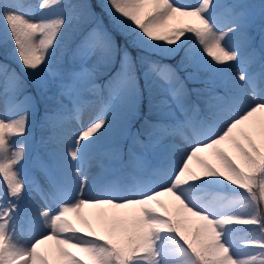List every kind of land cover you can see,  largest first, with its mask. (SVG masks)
Masks as SVG:
<instances>
[{
    "label": "snow or ice",
    "instance_id": "6c2138e0",
    "mask_svg": "<svg viewBox=\"0 0 264 264\" xmlns=\"http://www.w3.org/2000/svg\"><path fill=\"white\" fill-rule=\"evenodd\" d=\"M102 7L137 46L175 53L194 39L181 67L206 65L220 74L225 92L189 89L170 65L142 61L141 69L127 51L129 41L118 45L100 25L77 44L72 66L53 70L65 34L93 15L88 0H39L38 18L30 4L0 0L3 42L12 41L37 94L56 88L55 107L44 112L49 136L41 143L62 144L64 124L82 121L87 97L100 102L99 113L58 148L54 163L39 153L33 160L45 187L22 169L39 101L0 65V264H264V33L258 52L245 7L218 0H105ZM233 62L239 65L235 75ZM255 63L259 70L251 71ZM187 79L207 85L198 73ZM143 89L155 119H144L146 140L138 131L129 147L130 171L90 178L87 165L97 141L114 121L127 128L140 111ZM135 145L159 146L156 162ZM29 188L43 206L25 201ZM224 188L231 191L221 193ZM22 201L30 242L19 227Z\"/></svg>",
    "mask_w": 264,
    "mask_h": 264
},
{
    "label": "rangeland",
    "instance_id": "374dc122",
    "mask_svg": "<svg viewBox=\"0 0 264 264\" xmlns=\"http://www.w3.org/2000/svg\"><path fill=\"white\" fill-rule=\"evenodd\" d=\"M96 1L100 5L99 6L100 10H102L106 14H108V11L104 7H102V5L105 3V0H96ZM20 2L32 5L33 9L35 10L36 17L37 18L39 17V15L41 14L40 10L37 8L39 0H20ZM88 2L92 6L91 10H92L93 15L90 16L89 18H87V20H85L79 24H73L72 29H70L65 34V38L69 42V45L66 46L65 48L62 47V45H61L62 48H58L57 56L55 59H53V61L51 63V67L53 70H55L57 67H61V66L68 67V66H72L74 64L73 52H74L77 44H79L85 38V36L88 34V32H90L97 25H100L101 27L106 29L115 39L113 30L111 29L112 24L106 22L101 17L100 13L94 7L92 0H88ZM174 2L177 4L196 5L198 3V0H174ZM218 2L220 4L236 3V4L243 5L245 7V11L249 14V17L251 20V27L249 30L251 36L256 38L258 33H264V25L262 23H260L264 17V8H262V5H264V0L263 1L262 0H259V1H257V0H218ZM189 22H192V21H189ZM2 24H3V21H0V65H5L6 62H3L4 60L7 61L8 57H10L11 55L12 56L13 55L16 56V55L14 53L12 41L9 39V40H7V42H3V40H2ZM65 38H63V41H62V44H64V45L67 44L66 43L67 41ZM115 41H116V39H115ZM150 43H163V42H150ZM193 43H194V39H190L189 48L193 45ZM6 46H8V49H5ZM164 47L173 48L175 46L165 44ZM127 51L131 54V56L134 59V55L132 53V50H130V48H127ZM257 51L259 52V49H257ZM137 53H138V56L141 58L140 60L145 62V63L148 61L157 62L156 60H150L149 57H150L151 53L161 54L163 56H169V55L174 54V53L163 52V51H160L159 49H155V48H146L144 46H143V48H139ZM208 59H210V58H208ZM118 60H119V58L117 57V61L113 64V68L119 67ZM16 63L22 67L21 63H19L18 60L16 61ZM158 63L170 65L172 68L177 69L179 74H180V70L178 69L179 65L176 64L175 62L170 61V60H164V61H160ZM17 64H16L13 72L19 77V79L25 85V91L29 94L37 96L35 92L30 90L32 88L36 90L35 84L33 83L32 76L26 70L21 69L20 66L17 67ZM196 68H198V70H193L192 73L193 72L198 73L199 77L201 78V75L203 74V72H205V70L209 67H207L204 64H200ZM238 68H239V65H236L235 62H233V69H232L233 75L236 74V70ZM250 70L251 71H258L259 70V64L258 63L253 64ZM201 80L206 81L207 85H205V84H197V85L191 84L190 86H188L189 89L192 87L201 88L200 85H205V86L209 87L212 91H214L218 94H224L223 91L216 89L217 86L224 84L222 79H221L220 74L214 73L211 70V73L208 74L207 76H205L204 78H201ZM103 83H104V77H101L98 80V84L103 85ZM2 89H3V84L1 85V83H0V93H2ZM146 91H147V89H146ZM55 93H56V88L54 85H52L50 87L49 91L47 93H45L44 96H41L45 99L44 102L48 105V107H50L48 110H51L52 108L55 107V102L57 99V97L55 96ZM3 99H4L3 96L0 95V114H2L4 111ZM87 99L90 101V103H89V106L87 107V109H85V111L82 114V121L77 122L76 120H69L64 124L63 129L61 130V135L64 137V140H63V143L60 145H57L53 142H49L47 144H42L41 140L42 139L46 140L47 139L46 137H48V135H47V133H44L43 131H41V132L37 131L36 132V129H37V125H36L37 124V113L30 118L28 139L25 141L26 147H27L26 161L22 163V169H23V173H24L25 177L28 175V168H29V170L32 169L33 171H36L33 167V160L35 158H33L32 155H31V158H29L31 147H33L32 150H34L35 154L34 153L33 154L35 155V157L37 156L38 153L40 154V150L42 149L48 155H42V154L41 155L44 156L47 160H49V162L54 163L55 153L57 152L58 148L63 147L64 144L71 143V140H72L71 133L78 131L81 127V123L83 125H87L89 123V121L92 120L99 113V111H100L99 99L95 96H88ZM200 102H201V106H202L203 105L202 99ZM91 107H93V109ZM147 110L149 111V108ZM86 111H88V112H86ZM148 114H149L148 116H151L150 119H155L154 112L153 113L148 112ZM138 115H140V111H139ZM137 116H135L131 119V121L129 122L126 129L120 125L118 120L114 121L112 129L104 134V135H109V136H107V137L105 136V139H103L102 142H101V140L97 141L94 149L92 150L93 159H91L87 165V173H88L90 178L91 177H97L98 181L101 177L109 178V179H115V178L120 177L125 172V163L128 160L129 147L134 145V138H135L137 132L139 131L132 124V122L136 119ZM35 117H36V119H35ZM145 118H148V117L144 116L143 123H144ZM40 126L44 127L41 130H46L45 129L46 127L44 126L43 121L39 122L38 127H40ZM72 127H73V129H71ZM143 131H142V134L139 136V139L141 141L146 140V137L143 135ZM176 143L182 145V147L184 146V143L182 141H180L179 139L176 141ZM135 148H136V151L138 153L144 155L151 163L154 164L156 162L155 161L156 155L160 151L159 146L153 145V146H149V147H143L140 145H135ZM123 154H125V155H123ZM92 161L94 162V164L96 166L95 168H92L93 167V165L91 164ZM101 165H103V168H101ZM129 171H130V169H129ZM36 173H38V172L36 171ZM45 185H46V183H45ZM98 190H99L98 188L96 190H94L93 194H96V192ZM30 191L33 192L35 194V196L31 197ZM164 199L167 200V198H164ZM25 201H30L31 203H34L35 205L43 206V201L40 197V194L38 192H36L35 190H32L31 188H29L25 192ZM20 207H21L22 211H21V219H20L19 227H20V229H22V238H23L24 242H30L33 238V235H32L33 233L30 231L29 224L27 222V219H26L24 211H23V209L25 208V202L22 201L20 204ZM55 207H56V205L53 204L52 208L54 209ZM69 218L72 219L74 223H77L74 213H70Z\"/></svg>",
    "mask_w": 264,
    "mask_h": 264
},
{
    "label": "trees",
    "instance_id": "16d2710c",
    "mask_svg": "<svg viewBox=\"0 0 264 264\" xmlns=\"http://www.w3.org/2000/svg\"><path fill=\"white\" fill-rule=\"evenodd\" d=\"M117 34H118V38H119V40H120L121 43L124 42V39H123V37H124L127 41H129L128 44L132 47V50L135 51V48L137 47V45L131 43L132 38L130 36H127L126 34H123L121 31H117ZM185 49L186 48H185V45H184V48L182 49L183 51L180 52V53H178L177 55L171 56V59L173 58L174 60L179 61V59H180L179 56L181 54H183V52L185 51ZM137 66L140 67V65L138 63H137ZM145 105H147V102H145V99L143 97V99H142V106L145 107ZM226 189H228L229 191H231V188H226Z\"/></svg>",
    "mask_w": 264,
    "mask_h": 264
},
{
    "label": "bare ground",
    "instance_id": "6f19581e",
    "mask_svg": "<svg viewBox=\"0 0 264 264\" xmlns=\"http://www.w3.org/2000/svg\"><path fill=\"white\" fill-rule=\"evenodd\" d=\"M71 129H73V127H72ZM105 136L107 137V136H109V135H103V136H101V137H100V139H99V140H101V142H102V140H103V139H105ZM91 164L93 165V167H95V164H94V162H91ZM93 167H92V168H93ZM35 175H37V173H36V172H35Z\"/></svg>",
    "mask_w": 264,
    "mask_h": 264
}]
</instances>
